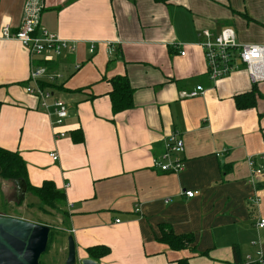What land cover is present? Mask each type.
<instances>
[{
    "label": "crops",
    "instance_id": "crops-1",
    "mask_svg": "<svg viewBox=\"0 0 264 264\" xmlns=\"http://www.w3.org/2000/svg\"><path fill=\"white\" fill-rule=\"evenodd\" d=\"M26 2L0 0V28L17 29ZM40 3L38 28L67 47L32 53L16 40L0 39V147L22 157L30 184L52 181L63 191L58 209L40 207L33 221L64 232L62 264L68 234L79 258L90 257L89 247L106 246L108 252L94 259L99 264H176L182 258L250 264L248 257L252 263L264 258V226L257 224L264 218V174L252 177L247 162L264 153V80L254 81L242 66L210 80L198 43L202 29L223 27L240 42L264 43V0ZM39 66L46 73L38 84L67 105L55 128V116L25 90L34 85L30 69ZM114 76L126 77L133 89L132 107L117 113L108 94ZM196 84L202 95L179 97ZM58 130L65 136L57 137ZM171 132L183 141L178 173L151 164ZM184 190L197 193L187 197ZM168 231L190 235L192 243L173 250L160 241Z\"/></svg>",
    "mask_w": 264,
    "mask_h": 264
},
{
    "label": "built area",
    "instance_id": "built-area-1",
    "mask_svg": "<svg viewBox=\"0 0 264 264\" xmlns=\"http://www.w3.org/2000/svg\"><path fill=\"white\" fill-rule=\"evenodd\" d=\"M24 16L17 27L11 29L9 24H4L0 28L1 40H16L20 42L32 53H41L45 49H51L58 54L62 48H66L65 40L48 32L46 29H39V15L42 9L40 0H27L24 7ZM202 39L198 42L203 52L208 78L215 81L227 76L234 69L244 67L254 81L264 80V43H248L238 41L234 30L230 27H223L216 32L202 29L199 32ZM176 46V45H175ZM184 55L183 50H179ZM42 67L30 69L29 80L34 85H27L26 92L39 99L40 107L47 115H54V128L61 126L67 116V105L60 99L53 97L52 92L38 84V80L45 75ZM49 78V77H48ZM53 79V77H52ZM204 88L201 84H196L190 89H181L178 92L180 98H192L202 95ZM65 131H55L57 137L65 136ZM183 141L177 132H171L164 139L163 150L157 157L151 159L154 168L162 172L178 173L182 170ZM50 157L55 160V153H50ZM264 153L249 155L247 162L251 168V176L264 174ZM196 190H184L182 194L187 197L196 195ZM139 208H134L137 212ZM118 221V219H116ZM259 227L264 226V218L257 223ZM247 258V263H251ZM262 262V258L257 259Z\"/></svg>",
    "mask_w": 264,
    "mask_h": 264
},
{
    "label": "trees",
    "instance_id": "trees-1",
    "mask_svg": "<svg viewBox=\"0 0 264 264\" xmlns=\"http://www.w3.org/2000/svg\"><path fill=\"white\" fill-rule=\"evenodd\" d=\"M154 1L164 4L168 2V0ZM109 82L111 83V90L108 94L110 97L112 112L117 113L132 107L133 89L128 83L127 78L124 76H114L109 79ZM251 100L252 103L250 105H253L254 95L251 97ZM236 104L237 107H243L238 97H236ZM16 178L24 179L26 182V193L34 195L43 205L58 209V203L64 198L63 191L56 189L52 181H44L40 186H33L30 184L27 179L26 165L22 157L17 152L0 147V179L14 183ZM53 235H64V232L51 227L49 239ZM160 241L173 250H180L192 243L190 235H176L171 231L163 232ZM86 252L88 256H90L89 258L95 259L107 253L108 248L103 245H96L87 248ZM176 264H188V261L187 259L182 258L179 259ZM250 264H264V258H262V262H251Z\"/></svg>",
    "mask_w": 264,
    "mask_h": 264
},
{
    "label": "water",
    "instance_id": "water-1",
    "mask_svg": "<svg viewBox=\"0 0 264 264\" xmlns=\"http://www.w3.org/2000/svg\"><path fill=\"white\" fill-rule=\"evenodd\" d=\"M15 200L20 202L26 194L23 178L14 180ZM51 227L49 225L5 215L0 212V264H40L45 252ZM67 252L63 264H99L96 260L79 258L74 238L66 236Z\"/></svg>",
    "mask_w": 264,
    "mask_h": 264
},
{
    "label": "rangeland",
    "instance_id": "rangeland-1",
    "mask_svg": "<svg viewBox=\"0 0 264 264\" xmlns=\"http://www.w3.org/2000/svg\"><path fill=\"white\" fill-rule=\"evenodd\" d=\"M2 182H4L3 179H0V186ZM6 183L7 184H3L1 186L3 191L1 190V194H0V210L6 209L5 212H3L4 214L10 216H13V214H15V215H19L20 217L30 218L32 219V221H35V219L42 214L41 212L42 210L40 209V207L44 208L45 210H49V208H51L40 203V201H38V199L34 195H31L29 193L25 195L24 200L18 205V203H16L17 201H15L14 198V192L16 188L13 185V182L7 180ZM3 197H5L7 201H9L8 203L9 206L7 205V203H5ZM62 251L63 250L60 246V235L51 236V238L48 240V244L45 252L40 257V263L62 264L63 262Z\"/></svg>",
    "mask_w": 264,
    "mask_h": 264
}]
</instances>
